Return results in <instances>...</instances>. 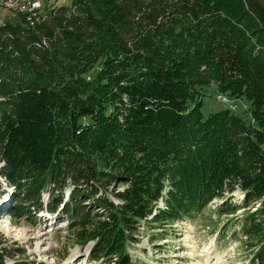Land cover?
<instances>
[{
  "label": "trees",
  "instance_id": "obj_1",
  "mask_svg": "<svg viewBox=\"0 0 264 264\" xmlns=\"http://www.w3.org/2000/svg\"><path fill=\"white\" fill-rule=\"evenodd\" d=\"M212 85L247 99L254 124L204 117ZM235 191L241 203L217 212L245 209L240 232L264 264V0H72L33 27L1 22L9 217L59 214L82 249L93 242L90 261L130 264L139 223L166 229ZM13 257L0 238V264Z\"/></svg>",
  "mask_w": 264,
  "mask_h": 264
},
{
  "label": "rangeland",
  "instance_id": "obj_2",
  "mask_svg": "<svg viewBox=\"0 0 264 264\" xmlns=\"http://www.w3.org/2000/svg\"><path fill=\"white\" fill-rule=\"evenodd\" d=\"M71 1L41 0L44 5L41 16L50 8L68 7ZM5 17L0 6V19ZM201 93L204 117L228 109L245 123L254 124L250 116L251 103L244 97L226 98L219 95L213 85L203 88ZM221 99H230L235 106H228L220 102ZM2 185L5 186L3 181ZM123 189V185H109L107 194L110 200L116 202L114 193ZM241 198L242 193L235 191L224 199H214L199 214L188 220L174 222L166 229H151L139 223L132 240L128 239L125 243L124 252L129 263L253 264L246 237L240 232L245 209L240 208L234 214L217 212L221 204L239 205ZM42 199L43 203L47 202V195H43ZM12 204L9 195L1 197L0 238L3 246L8 247L14 256L13 259L8 258V264H105L89 260L88 252L93 242H88L82 249L81 241L68 229V219L59 214L47 213L46 210L30 216L9 217L7 213ZM256 207L251 206L250 209Z\"/></svg>",
  "mask_w": 264,
  "mask_h": 264
},
{
  "label": "built area",
  "instance_id": "obj_3",
  "mask_svg": "<svg viewBox=\"0 0 264 264\" xmlns=\"http://www.w3.org/2000/svg\"><path fill=\"white\" fill-rule=\"evenodd\" d=\"M0 6L5 18L10 19L22 15L29 27H33L39 20L40 12L44 8L41 0H1ZM4 19H0V21H4ZM220 102L226 103L228 106H235L230 99H221Z\"/></svg>",
  "mask_w": 264,
  "mask_h": 264
},
{
  "label": "bare ground",
  "instance_id": "obj_4",
  "mask_svg": "<svg viewBox=\"0 0 264 264\" xmlns=\"http://www.w3.org/2000/svg\"><path fill=\"white\" fill-rule=\"evenodd\" d=\"M2 21H0V24H1ZM222 96V95H221ZM227 98V97H226ZM230 109V108H229Z\"/></svg>",
  "mask_w": 264,
  "mask_h": 264
}]
</instances>
